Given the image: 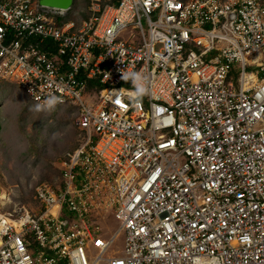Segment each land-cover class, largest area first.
<instances>
[{
  "label": "built area",
  "instance_id": "built-area-1",
  "mask_svg": "<svg viewBox=\"0 0 264 264\" xmlns=\"http://www.w3.org/2000/svg\"><path fill=\"white\" fill-rule=\"evenodd\" d=\"M118 1L0 0V80L83 134L36 210L0 211V264H264V0Z\"/></svg>",
  "mask_w": 264,
  "mask_h": 264
},
{
  "label": "rangeland",
  "instance_id": "rangeland-1",
  "mask_svg": "<svg viewBox=\"0 0 264 264\" xmlns=\"http://www.w3.org/2000/svg\"><path fill=\"white\" fill-rule=\"evenodd\" d=\"M83 13H88L85 0H74L65 20L80 23ZM35 106L18 85L0 80V192L9 195V201L0 205L2 213L13 212L19 206L36 210V187L47 183L58 188L60 160L82 142L76 108L56 106L36 111ZM112 224L115 227L117 223L112 220ZM123 247L122 233L111 249Z\"/></svg>",
  "mask_w": 264,
  "mask_h": 264
},
{
  "label": "clouds",
  "instance_id": "clouds-1",
  "mask_svg": "<svg viewBox=\"0 0 264 264\" xmlns=\"http://www.w3.org/2000/svg\"><path fill=\"white\" fill-rule=\"evenodd\" d=\"M121 79L125 82H130L134 91L129 93L130 99H139L144 95L150 93V86L148 77L139 71H121ZM58 102V98L55 95H49L45 98L43 104H36V111L51 109ZM195 264H216L214 259L201 258L195 261Z\"/></svg>",
  "mask_w": 264,
  "mask_h": 264
},
{
  "label": "water",
  "instance_id": "water-1",
  "mask_svg": "<svg viewBox=\"0 0 264 264\" xmlns=\"http://www.w3.org/2000/svg\"><path fill=\"white\" fill-rule=\"evenodd\" d=\"M39 2L43 6L59 8L68 11L72 8L74 0H39ZM116 3L119 4L120 2L117 1Z\"/></svg>",
  "mask_w": 264,
  "mask_h": 264
},
{
  "label": "trees",
  "instance_id": "trees-1",
  "mask_svg": "<svg viewBox=\"0 0 264 264\" xmlns=\"http://www.w3.org/2000/svg\"><path fill=\"white\" fill-rule=\"evenodd\" d=\"M118 0H110L109 2H111V3H116ZM89 4H90V0H85V8H88V6H89ZM88 17V13L86 14V13H83V18H87ZM44 46H53L49 41L48 42H46L45 44H44ZM29 99H30V97H29ZM30 101L31 102H33L31 99H30ZM34 103V102H33ZM35 104V103H34ZM2 129V124L0 123V130Z\"/></svg>",
  "mask_w": 264,
  "mask_h": 264
},
{
  "label": "bare ground",
  "instance_id": "bare-ground-1",
  "mask_svg": "<svg viewBox=\"0 0 264 264\" xmlns=\"http://www.w3.org/2000/svg\"><path fill=\"white\" fill-rule=\"evenodd\" d=\"M5 201H9V195L7 192H0V205H4Z\"/></svg>",
  "mask_w": 264,
  "mask_h": 264
},
{
  "label": "snow or ice",
  "instance_id": "snow-or-ice-1",
  "mask_svg": "<svg viewBox=\"0 0 264 264\" xmlns=\"http://www.w3.org/2000/svg\"><path fill=\"white\" fill-rule=\"evenodd\" d=\"M117 103H119V101H117Z\"/></svg>",
  "mask_w": 264,
  "mask_h": 264
},
{
  "label": "crops",
  "instance_id": "crops-1",
  "mask_svg": "<svg viewBox=\"0 0 264 264\" xmlns=\"http://www.w3.org/2000/svg\"><path fill=\"white\" fill-rule=\"evenodd\" d=\"M107 2H109V1H107Z\"/></svg>",
  "mask_w": 264,
  "mask_h": 264
}]
</instances>
